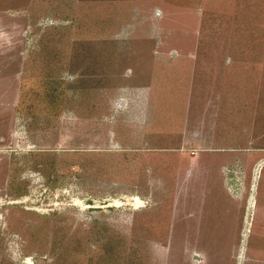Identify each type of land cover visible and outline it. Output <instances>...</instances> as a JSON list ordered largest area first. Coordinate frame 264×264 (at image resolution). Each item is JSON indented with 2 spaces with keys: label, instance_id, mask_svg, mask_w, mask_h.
<instances>
[{
  "label": "rangeland",
  "instance_id": "374dc122",
  "mask_svg": "<svg viewBox=\"0 0 264 264\" xmlns=\"http://www.w3.org/2000/svg\"><path fill=\"white\" fill-rule=\"evenodd\" d=\"M223 237L264 264V0H0V264Z\"/></svg>",
  "mask_w": 264,
  "mask_h": 264
},
{
  "label": "crops",
  "instance_id": "0c3cea01",
  "mask_svg": "<svg viewBox=\"0 0 264 264\" xmlns=\"http://www.w3.org/2000/svg\"><path fill=\"white\" fill-rule=\"evenodd\" d=\"M237 240L238 237L235 241L237 242ZM237 247L238 244H230L224 242V237L220 238L217 242L209 243L207 246L200 248L201 251L196 249L197 256L191 255L193 257L192 264H236Z\"/></svg>",
  "mask_w": 264,
  "mask_h": 264
},
{
  "label": "water",
  "instance_id": "95a60500",
  "mask_svg": "<svg viewBox=\"0 0 264 264\" xmlns=\"http://www.w3.org/2000/svg\"><path fill=\"white\" fill-rule=\"evenodd\" d=\"M22 264H25V263H22Z\"/></svg>",
  "mask_w": 264,
  "mask_h": 264
},
{
  "label": "bare ground",
  "instance_id": "6f19581e",
  "mask_svg": "<svg viewBox=\"0 0 264 264\" xmlns=\"http://www.w3.org/2000/svg\"><path fill=\"white\" fill-rule=\"evenodd\" d=\"M26 264V263H25Z\"/></svg>",
  "mask_w": 264,
  "mask_h": 264
}]
</instances>
